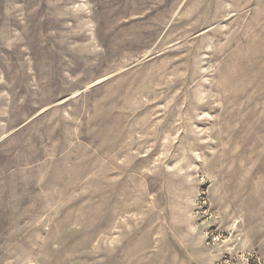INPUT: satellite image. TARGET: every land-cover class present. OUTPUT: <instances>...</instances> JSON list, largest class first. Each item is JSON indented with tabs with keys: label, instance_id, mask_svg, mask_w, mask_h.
Listing matches in <instances>:
<instances>
[{
	"label": "rangeland",
	"instance_id": "rangeland-1",
	"mask_svg": "<svg viewBox=\"0 0 264 264\" xmlns=\"http://www.w3.org/2000/svg\"><path fill=\"white\" fill-rule=\"evenodd\" d=\"M0 264H264V0H0Z\"/></svg>",
	"mask_w": 264,
	"mask_h": 264
}]
</instances>
